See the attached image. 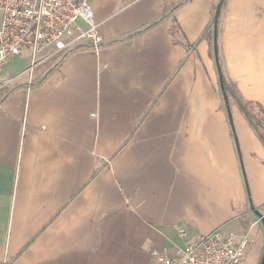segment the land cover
<instances>
[{
    "label": "crops",
    "instance_id": "0c3cea01",
    "mask_svg": "<svg viewBox=\"0 0 264 264\" xmlns=\"http://www.w3.org/2000/svg\"><path fill=\"white\" fill-rule=\"evenodd\" d=\"M219 1L92 0L98 51L25 49L3 70L0 264H158L257 222L264 143L234 101L230 122ZM218 44L229 85L264 108V0H224Z\"/></svg>",
    "mask_w": 264,
    "mask_h": 264
},
{
    "label": "built area",
    "instance_id": "2783aa9c",
    "mask_svg": "<svg viewBox=\"0 0 264 264\" xmlns=\"http://www.w3.org/2000/svg\"><path fill=\"white\" fill-rule=\"evenodd\" d=\"M91 1L0 0V86L6 81L2 79L5 64L25 49L31 50L33 60L48 48L64 51L88 44L98 51L104 37ZM79 19L83 25L77 23ZM257 222L244 234L221 229L201 234L176 255L156 252L154 259L158 264H239ZM180 235L186 231L180 230Z\"/></svg>",
    "mask_w": 264,
    "mask_h": 264
},
{
    "label": "rangeland",
    "instance_id": "374dc122",
    "mask_svg": "<svg viewBox=\"0 0 264 264\" xmlns=\"http://www.w3.org/2000/svg\"><path fill=\"white\" fill-rule=\"evenodd\" d=\"M80 25H83V21L81 19L78 20ZM29 59V58H28ZM27 59H23L19 56H16L12 60H10L8 63L5 64V75L13 74L15 71L19 69L21 64H27ZM30 61V59H29ZM260 211L264 213V207H261ZM259 225L255 228L252 227L249 232V242L248 245L244 251V254L239 262V264H260L259 261H261V253L263 252L264 248V225L261 221H259ZM237 234H244L246 231L238 228L232 229ZM262 251V252H261Z\"/></svg>",
    "mask_w": 264,
    "mask_h": 264
},
{
    "label": "trees",
    "instance_id": "16d2710c",
    "mask_svg": "<svg viewBox=\"0 0 264 264\" xmlns=\"http://www.w3.org/2000/svg\"><path fill=\"white\" fill-rule=\"evenodd\" d=\"M223 79L225 90L229 99L228 104L231 105L233 101L237 103L243 115L246 117L250 125L254 128V130L264 143V108L259 103H253L243 100L236 89L233 86L229 85L225 75Z\"/></svg>",
    "mask_w": 264,
    "mask_h": 264
},
{
    "label": "water",
    "instance_id": "95a60500",
    "mask_svg": "<svg viewBox=\"0 0 264 264\" xmlns=\"http://www.w3.org/2000/svg\"><path fill=\"white\" fill-rule=\"evenodd\" d=\"M223 2L224 0H220L216 11H215V15H214V33H213V45H214V52H215V59H216V63H217V68H218V73H219V77H220V84H221V88L223 91V96L224 99L226 101L227 104V110H228V114L230 117V122L233 125L232 122V117H231V110H230V105L228 104V96H227V92L225 90V85H224V74L222 71V67L220 64V58H219V44H218V39H219V18H220V13L222 10V6H223ZM251 209L255 212V214L257 215L258 218H260V220L262 221L263 225H264V213H262L260 210H258L257 208H255L254 205H251ZM260 264H264V250H263V254H262V258H261V262Z\"/></svg>",
    "mask_w": 264,
    "mask_h": 264
}]
</instances>
